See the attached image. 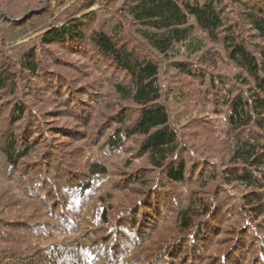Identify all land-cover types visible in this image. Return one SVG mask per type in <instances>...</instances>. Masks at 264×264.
<instances>
[{
    "label": "trees",
    "instance_id": "1",
    "mask_svg": "<svg viewBox=\"0 0 264 264\" xmlns=\"http://www.w3.org/2000/svg\"><path fill=\"white\" fill-rule=\"evenodd\" d=\"M87 1L85 12L76 13L72 5L68 11L74 13L67 15V11L61 19L50 15L44 25L28 29L15 45L23 48L18 67L0 61L1 102L20 88L12 68L33 78L55 76L39 72L48 67L38 61V45H70L86 55L90 43L103 58L90 82L99 81L96 91L84 93L64 80L67 113L83 123L90 121L94 139L102 142L96 155L86 150L82 180L60 178L58 184L45 166L47 152L31 160L35 146L16 134L17 123L30 110L24 101L13 99L9 122L13 128L0 139L4 159L0 180L7 185L13 179L18 192L10 191L9 185L0 187V264H209L208 253L214 264H264V0H124L120 7L114 1L111 6L107 0ZM103 8L109 9L101 12L108 13L107 27L99 29ZM2 40L3 34L0 48L7 42ZM9 44L14 45L5 43ZM139 47L143 52H137ZM51 66H60V61L53 58ZM227 68H233L234 74H222ZM115 70L123 77L114 79ZM172 71L193 78L207 92H216L215 102L209 107V97L202 103L191 101L193 109L181 115L178 108L189 106L181 99L182 91H171ZM107 72L111 74L106 76ZM193 110L218 114L228 159L219 161L201 151L212 148L211 144L186 140L182 122ZM127 141L135 142L134 154L127 150ZM113 156L120 157L126 170L116 189L109 188L108 197L114 202V191L123 188L132 197L119 200V211L107 205L91 215V201L105 185L99 180L111 174L110 163L102 159ZM137 159L144 165L137 167ZM3 165L12 171L21 166L26 172L13 178ZM194 170L201 172L198 185L205 191L189 189L184 204L171 210L172 204L161 197L168 199L171 186L196 177ZM228 186L234 194L243 193L239 198L227 196L223 187ZM228 203L232 214L225 211ZM58 205L63 206L56 214ZM150 218L153 227H148ZM171 221L172 229L167 231ZM150 228H156L159 246L151 241L150 249L141 248L144 261L127 260L130 250L148 241ZM127 238L136 245L126 246L129 250L122 254Z\"/></svg>",
    "mask_w": 264,
    "mask_h": 264
},
{
    "label": "rangeland",
    "instance_id": "2",
    "mask_svg": "<svg viewBox=\"0 0 264 264\" xmlns=\"http://www.w3.org/2000/svg\"><path fill=\"white\" fill-rule=\"evenodd\" d=\"M86 1L85 0H0V35L3 34L4 40L2 41H7L8 43L9 42L14 43V45L9 44L8 46L5 45V43L7 44V42H4L2 48H0V61L1 59H5L13 62L14 65L18 67L17 64L19 62V57L21 55L23 48L19 46L17 47L15 45H18L17 42H20L23 39V35L27 33L28 29L33 27L36 28V26H38L39 24L44 25L43 23L44 22L46 23L48 21L50 15L52 16L55 14L59 17V19H61L64 16L72 14L74 9L76 10V13L85 12L86 10L85 6L87 5ZM102 1L103 0H98V2H102ZM107 1L110 4V6L114 1L115 3L118 4L119 7L121 6L122 2H124V0H107ZM72 5L74 7L73 11L72 10L68 11L72 7ZM67 11L69 12L68 14ZM101 12H109V9H104V8L100 9V13ZM233 13H236V11L234 10ZM101 14L103 16H101L100 21L98 22L96 27L99 29L102 28L105 29L107 27L106 19L108 13H101ZM67 20L70 19L68 18ZM54 23H56V21H54ZM37 39L39 40L40 38L37 36ZM34 41L35 38L31 40V44ZM89 45L90 47L87 48L86 55H84L83 53L81 54L76 53L72 48H70V45L68 46L67 45L64 46L63 44L62 45L53 44L48 46L38 45V55H39L38 61H40L42 65L44 62L47 65L46 67H48L40 70L39 72L50 71L53 74H55V76L52 75L53 79H46L45 77L47 75H43V76L39 75L38 78H33L30 77L28 72L26 71L23 72L22 69L17 68L18 69L17 71L15 70V68H12L11 72H13L16 77L19 76V78L17 79L19 80L18 82L20 83V88L17 91L16 95L6 94V99L9 98L8 96H13L11 97V99L8 100L2 99V101L0 102V109H1L0 111L2 115L1 116L2 118H0V139L5 137L6 134L9 133L13 128L11 127L12 125L9 124L10 118L12 117L11 108L15 104V101H13V99L19 98L21 101H24V104L26 105V107L29 108L30 113L27 112L26 114H24L21 120L17 123L16 134H18L17 136H20V134L21 136L23 135L25 143L27 144L29 143V145L31 144L35 146L33 148L34 151L31 152L30 155L32 161L38 160L40 156H45L46 154L45 152H47V157L46 156L44 157L46 158L45 166H47V169L50 170L49 171L50 174L52 173L55 174V176L57 177L55 181L58 184H61L59 181L60 178L64 179V181L69 179L76 181L82 180L83 177L82 174L80 173H82V171L86 173L87 170V166L84 164L88 160V155H86V150H89L92 154L94 152V155H96L97 153H95L96 152L95 150L100 148V146L102 147V142L101 143L98 142L100 138L94 139L93 136L94 132L92 128L89 126L90 121L83 123L81 118L69 115L67 113V109L64 106V101L66 98L64 80L68 79L69 81L72 82L73 85L83 89L82 91L84 93L96 91L97 88L100 87L99 81L92 83L90 82L92 80L94 81L96 78L95 74L99 73V69L97 68L98 67L97 65L100 66L102 65L103 58L99 56V54L96 52V50L93 49V46L90 43ZM12 46H14V48H12ZM137 52H143V49L139 47L137 48ZM89 56H92V58H89ZM53 58L60 61V66H55V67L51 66V61L53 60ZM111 72L113 71L111 70ZM221 72L222 74L231 76L234 74L235 70L233 68H229V69L227 68V69H222ZM108 74L111 73L107 72L106 76H108ZM117 74L118 72H116V76L114 79H120L123 77V74H118V75ZM171 74H172L171 91L173 89L182 91L184 97H182L181 99H183L186 105L189 106L186 108L185 107L178 108L179 113L181 115L184 114L185 112H188L185 110L193 109V106L190 103L191 101L197 100L202 103L206 97H209V101L206 102L207 104H209V107L212 103L215 102L214 97L218 96L216 92H212V90L207 92L206 86L203 87L198 85L193 78H190L187 75L179 74L176 71H172ZM164 85L166 86V88L168 87L167 84ZM106 89H108L109 91L110 87L107 85ZM8 91L9 90H7V92ZM204 91L207 94H210L211 96H208L207 94H206L207 96H205ZM226 109L227 108H224L223 111H225ZM33 112L35 115H32ZM209 112L210 110H208L207 113L204 112L202 113L201 111L197 112L193 110L191 112L192 115L189 114L190 118L183 120L182 127L185 128L186 131V135H185L186 140L196 144L197 143L211 144L213 146L212 148H207L201 151L205 152V154H210L212 157L218 159L219 161L220 159L222 160L223 157L228 159L229 151L227 150L226 147L228 146V142L226 141V137L223 135V131L221 130L222 125L219 122V116L217 113L213 112L214 114L213 113L211 114L212 111L210 113ZM2 119L5 120V123L1 121ZM36 119H39V121L41 120L40 123ZM1 144L2 143L0 142V145ZM23 145L24 144H22L21 146ZM49 146H52L54 148L56 147V149L48 150L47 148ZM135 146L136 144L133 141H127L126 143L127 150H129L130 153L133 152V154H134ZM136 153H138V151ZM34 155H36V157ZM94 155L91 158V160H94L93 159ZM0 160H4L3 157H1V155H0ZM64 160L66 162V165L63 162ZM102 161L106 163L108 162L110 163L111 174L108 178L99 180L105 185L102 186L103 188L100 187L102 188L101 192L96 194L95 196L96 199H93L91 201V207H92L91 209L93 210L92 212H90L91 215L93 214L94 211L102 212V209L107 205H109V208L111 209L113 208L115 210L117 209V211H119L120 210L118 209L120 207V205H118L119 200L126 201L129 198V196H131V194H129L130 190H128L127 188L126 189L123 188L119 192L114 191V196H116L114 202L112 201L113 198L108 197L109 195L107 192L110 191L109 188L112 186L114 189H116L115 188L116 181L118 180L119 176L123 175V171L126 169L121 168L120 157L113 156L108 160L102 159ZM2 162L4 164V161ZM135 163L137 164V167L144 165V162L140 159H137ZM50 164L53 165L54 170L50 169L51 168ZM3 167H4L3 171L7 175L13 176V178H18L20 177L21 173L26 172V169H24L21 166L17 171L16 170L12 171L10 168H6L5 165H3ZM189 168L192 169V166L191 167L189 166ZM1 171L2 170L0 168V172ZM193 173H196L198 175L194 174L196 175V177L187 180L183 184L171 186L172 190L167 192L168 199L167 197H163V196L161 197L164 201H168L172 204L171 206L172 209L170 208L171 210H173V206L177 207L184 204V202L188 199V196L185 193L189 191V189L191 190L197 189V192L202 191L201 186L198 185L199 178L197 177L201 175L200 174L201 172L199 173V171L196 172V170H194ZM154 175L156 174H153V176ZM0 176L2 177L1 173ZM108 181L111 184L108 183ZM15 182L16 181L12 179V181L11 182L9 181L7 185L13 188V189L11 188L10 191L13 192L14 190L16 193L18 192V190H17V186H15ZM7 185H5L2 180H0V187L6 188ZM223 188H224L223 192H225L227 196H231L233 198H239L243 193L242 191L238 190L234 194L232 192L233 189L231 186H228L227 188L225 187ZM161 189H162V185L157 190L159 191ZM204 191L205 190H203L202 192ZM206 191L209 190L206 189ZM49 198L52 200L51 197ZM164 198L167 200H165ZM210 198L211 196L209 197V200ZM106 199L107 201L105 203L104 200ZM152 199L153 198L151 196L150 200L153 202L154 200ZM224 200L228 201L227 199ZM51 202H53V200ZM50 205H49V209H50ZM228 205L229 207L226 208L225 211L229 210V212L231 213L232 211L231 204L228 203ZM62 206L58 205V209L57 207H54V212L58 214ZM225 211H223L224 214ZM163 212L164 215L165 214L169 215L171 213L166 211ZM236 212H238V210H236ZM156 216L159 217L160 215H156ZM156 216L155 218L158 219V217ZM153 222L154 221L152 220V218H150L148 227H153L152 224ZM172 225H173V221L168 223V225L166 226L167 231H170V229H172L171 228ZM121 226H124V224L122 223ZM164 226L165 225L162 226L163 229ZM156 228L154 229L150 228V233L147 234L146 236L147 238L148 235H150L148 241H146L139 248L135 247V249L130 250L129 254L126 257L127 260L129 261L136 260L138 262L139 260L145 258V254H142L141 248L143 246L149 248L148 245L152 243L151 241L157 243ZM146 229L149 231V228L145 227V232ZM224 235H226V233H224ZM128 240L129 238H127L124 241V243L121 246L122 248H120L122 254L123 253L126 254L127 250H129V249L126 250V246L130 248L131 247L130 245L132 246L136 245L135 242L129 243ZM157 245L159 246V243H157ZM215 249L216 247H214V249L211 248V251L213 252L215 251ZM186 250L188 251L189 249L186 248ZM69 258H70L69 255L65 257L66 260H68ZM207 258L209 264H214L212 255L209 256L208 253Z\"/></svg>",
    "mask_w": 264,
    "mask_h": 264
},
{
    "label": "bare ground",
    "instance_id": "3",
    "mask_svg": "<svg viewBox=\"0 0 264 264\" xmlns=\"http://www.w3.org/2000/svg\"><path fill=\"white\" fill-rule=\"evenodd\" d=\"M76 92H77V91H76ZM74 93H75V92H74ZM23 173H24V172H23ZM16 180L18 181V180H20V179H16ZM21 181H22V180H21ZM162 184H163V183H162ZM224 206H225V204H224ZM226 206H227V205H226ZM228 215H229V214H228ZM228 215H227V216H228ZM236 216H237V215H236ZM230 218H231V217H230ZM230 218H229V219H230ZM240 218H241V217H240ZM233 220H234V218H233ZM237 220H239V219H237ZM225 221H226V219H225ZM240 221H241V220H240ZM240 221H237V222H240ZM226 222H227V221H226ZM226 222L223 223V224L225 225ZM243 222H244V221H243ZM228 223H229V221H228ZM231 224H232V223H231ZM238 224H239V223H238ZM240 224H241V223H240ZM242 225H243V224H242ZM227 226H228V225H227ZM234 226H236V224H235ZM234 226H233V227H234ZM239 226H240V225H239ZM230 227H231V226H230ZM227 228H228V227H227ZM240 230H241V229H240ZM263 238H264V237H263Z\"/></svg>",
    "mask_w": 264,
    "mask_h": 264
}]
</instances>
